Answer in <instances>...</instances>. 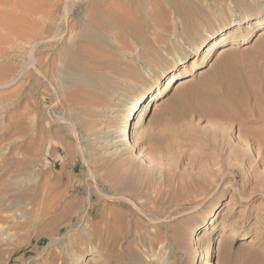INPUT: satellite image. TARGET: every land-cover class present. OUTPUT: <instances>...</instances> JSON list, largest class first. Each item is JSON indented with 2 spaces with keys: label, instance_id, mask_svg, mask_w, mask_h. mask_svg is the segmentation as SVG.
Returning a JSON list of instances; mask_svg holds the SVG:
<instances>
[{
  "label": "rangeland",
  "instance_id": "rangeland-1",
  "mask_svg": "<svg viewBox=\"0 0 264 264\" xmlns=\"http://www.w3.org/2000/svg\"><path fill=\"white\" fill-rule=\"evenodd\" d=\"M109 1L0 0V264H264V98H185L232 57L264 71V0H143L126 39Z\"/></svg>",
  "mask_w": 264,
  "mask_h": 264
},
{
  "label": "bare ground",
  "instance_id": "bare-ground-1",
  "mask_svg": "<svg viewBox=\"0 0 264 264\" xmlns=\"http://www.w3.org/2000/svg\"><path fill=\"white\" fill-rule=\"evenodd\" d=\"M142 1L143 0H129V1L111 0L109 1V4H107L105 8L98 6L97 8L98 10H95V16L103 17L102 19L97 18L95 22L97 25L107 27V29L114 27L115 24L118 22L117 25L119 24L118 26L119 35L122 39H126V37L130 35L132 37L135 36V38H144L146 35L145 29H144L146 20L144 17V12L142 8L139 6V4ZM172 1L174 2L176 9L178 11H182L181 0H172ZM188 1L192 4L191 6L192 7L191 9L192 17H197L198 13L196 12L195 7L198 6V1L200 0H188ZM152 5L156 7L155 12L153 13V14L156 13L154 20L155 21L157 20L162 23H167L168 22L167 21L168 11L165 9L164 4L155 5L154 3H152ZM236 18L238 20L236 21V23L240 24L242 22L241 21L242 18H240L239 15ZM110 20L112 21V24L110 23ZM184 22L185 20H183V23ZM235 31H237V29H235L234 32ZM260 32H261L259 34L260 37L258 36V38H262L264 34V31L261 30ZM223 38L225 39L224 36L220 37L219 39H223ZM245 42H246V37L245 35H243V36L236 38L234 41V44H243ZM199 46L200 45L197 44L194 47L195 55L199 52L198 50ZM234 48H235V45L233 44L227 45L220 49L221 51L219 54L221 53L223 54L224 52L231 51ZM230 56L232 57V55H229V57ZM182 58H179L178 64H181L183 62ZM232 59L233 61L230 60L227 66H219L211 74L205 76L204 80L199 83V85L194 91L192 92L186 91V94H187L185 95V98L187 100L186 104L197 105V104H200L204 98H210L215 103H217L215 107L212 108L214 113L218 115H222L225 113L224 111L225 109H232L235 111V114L240 115L242 113H245L243 112V110L245 109V106L248 104L249 99L253 97L254 94L257 93L260 97L264 98V71L258 70V69L257 70L252 69L248 71L247 69H245L243 65H241V63L234 60V57H232ZM192 63H194V60L192 61ZM201 72L202 71H200L199 73ZM194 74H195L194 69L190 68L184 76L185 78H188V76H191ZM178 78H181V77L177 75L175 76V74L171 76L166 81V84L162 91L156 92L155 94H152L150 96V101L149 103L146 104L145 108L148 109L149 105L151 104L153 105L154 102H157L159 98L162 96L161 93L164 92L166 89L170 88L172 84L175 82V80ZM187 80H190V79H185L181 83L185 84V81ZM130 174L132 173L129 172L128 174L127 170L126 172L116 171L112 174V178L115 181H117L119 185L122 186V185L127 184L129 181L130 182L133 181L135 176L130 175ZM178 193H177V196L179 195ZM177 196L175 197L178 199ZM188 196H192V195L188 194ZM213 218H214V215L210 217L209 222H212ZM109 233H110V239H111L110 241H113V242L116 241L117 239L116 233H114V231L113 232L109 231ZM244 233L247 234L249 233V231L246 230L244 231Z\"/></svg>",
  "mask_w": 264,
  "mask_h": 264
}]
</instances>
